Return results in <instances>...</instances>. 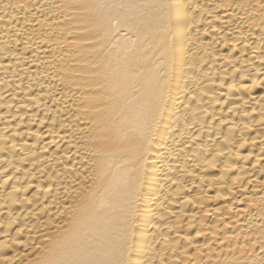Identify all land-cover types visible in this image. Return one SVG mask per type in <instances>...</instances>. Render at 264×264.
I'll use <instances>...</instances> for the list:
<instances>
[{
    "label": "bare ground",
    "instance_id": "bare-ground-1",
    "mask_svg": "<svg viewBox=\"0 0 264 264\" xmlns=\"http://www.w3.org/2000/svg\"><path fill=\"white\" fill-rule=\"evenodd\" d=\"M0 264H264V0H0Z\"/></svg>",
    "mask_w": 264,
    "mask_h": 264
}]
</instances>
